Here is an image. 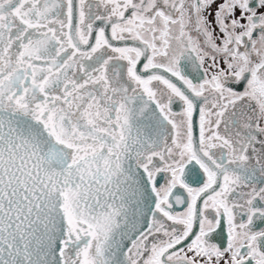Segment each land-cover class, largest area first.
<instances>
[{
    "label": "snow or ice",
    "instance_id": "6c2138e0",
    "mask_svg": "<svg viewBox=\"0 0 264 264\" xmlns=\"http://www.w3.org/2000/svg\"><path fill=\"white\" fill-rule=\"evenodd\" d=\"M0 264H264V0H0Z\"/></svg>",
    "mask_w": 264,
    "mask_h": 264
}]
</instances>
